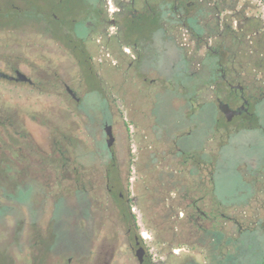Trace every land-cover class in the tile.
<instances>
[{"label":"flooded vegetation","instance_id":"1","mask_svg":"<svg viewBox=\"0 0 264 264\" xmlns=\"http://www.w3.org/2000/svg\"><path fill=\"white\" fill-rule=\"evenodd\" d=\"M30 1L0 0V220L21 230L18 245L0 232L11 240L0 264H264V0L85 1L82 36L57 26L62 0ZM162 41L173 45L164 68L151 52ZM29 46L62 53L53 78ZM156 90L181 106L158 140L147 115ZM66 132L81 134V151ZM227 147L247 154L227 166ZM152 172L164 176L166 233L139 229L140 202L155 207ZM227 174L238 186L224 195Z\"/></svg>","mask_w":264,"mask_h":264},{"label":"rangeland","instance_id":"2","mask_svg":"<svg viewBox=\"0 0 264 264\" xmlns=\"http://www.w3.org/2000/svg\"><path fill=\"white\" fill-rule=\"evenodd\" d=\"M88 2H92V0H62L61 4H58L59 6L57 7V11H54L57 16L59 15L60 17V24L57 26H60V28H67L69 31H72L73 29L75 31H78L80 33V35H83V31L82 28L80 27L79 24H81L82 21L86 20V18H89L91 13V10H87V9H82L83 4ZM30 2H33V0H31ZM31 4V3H29ZM31 7L33 9H30V11H36L35 9V5H31ZM87 13V14H86ZM73 15L72 17L70 15ZM74 21H76V23H74ZM142 26V25H141ZM150 26H148L147 24L141 27V32L145 33V31H147L146 33L149 32H153L150 30V28H148ZM81 28V29H80ZM4 34L5 33H0V40L2 41L4 38ZM152 34V33H151ZM160 34V33H159ZM159 34H153V39L159 40L160 35ZM141 35V34H139ZM0 56L4 55V44L1 42L0 43ZM172 44L171 43H167V42H159L157 44H155L152 47L151 52L154 53L155 55H157L158 58V62L162 64L163 62V68L166 66L164 64V62L166 63V61L168 60V58L172 55ZM25 55L28 56L29 61L32 63H35L34 66L39 67L41 69V71L43 72L44 78H53L54 74L53 71L55 70V66L57 65V56L61 55V52H57L56 49L54 48H48L44 51V53L41 51L40 48H36L34 47H28L25 50ZM43 53V54H41ZM7 54V53H6ZM43 55V56H42ZM42 58H44V60L42 61ZM63 64L62 66L65 68L64 70L68 71V73L70 75H74L75 74V70H72V64L70 63V61H62ZM158 63V64H159ZM45 69L47 71H45ZM82 77V76H81ZM80 75H76L75 80H72L71 83L74 86H77L79 81H81ZM86 81V80H85ZM139 96V95H138ZM174 96V93L172 91H154L151 92L149 99H150V110L149 112H147V115L149 117H151V119L153 121H157L159 123V129L156 130L157 131V135L155 136V139L158 140V137H160V134L164 133L165 130L169 129H173L177 123H179L180 119H181V106H173L172 105V97ZM140 97V96H139ZM136 99V97H134ZM87 103L90 104H95V102H98V95L97 94H89L87 97ZM138 99H136L134 104L136 105ZM21 102L27 104V105H33V104H41L43 105H48V104H54L55 101H53V99L51 97H44L42 99L36 100L35 97L28 95V96H24V98L21 99ZM6 103V102H5ZM12 103H19L16 99L12 100ZM0 104H4L3 100H0ZM7 104H9V102H7ZM138 107V106H136ZM45 108V107H44ZM211 112V107H206L203 111V117L204 119H206L207 121L210 120L209 119V114ZM94 116H98L100 114L99 111H92L91 112ZM133 114V113H132ZM131 115V114H130ZM134 115V114H133ZM136 117V115H135ZM208 117V118H206ZM51 119V118H49ZM207 123L200 121V131L201 129L205 128V125ZM66 134L71 135V137H73V139L75 138L77 141H75L74 147H77V150H82V139L81 134L78 133H72L70 134L69 132H66ZM200 132L198 134V136H200ZM237 142L239 141L238 139H236ZM79 141V142H78ZM81 143V144H79ZM130 145V144H129ZM155 146L159 147L160 145L156 143L155 141ZM225 156L228 157V161H227V166H231L234 163V160H237V158L240 155H246L247 151L244 148H237L236 150H233L230 147H227L225 149ZM148 159H142L141 163H142V167L144 168V171L146 172V169L148 168V164H147ZM148 174V172H146ZM152 173H149L148 177V182H146V186H149L151 188V190H153V196L152 198H154V204L155 207H150L149 203L144 202L143 200L140 202L138 208L141 210V213H143L144 218L142 221L139 222V229H141V231H146L149 232V229L151 227H153V225L155 226L154 228H156V231L160 232V233H166V227L168 225V223L166 222V220L164 219V214H165V208L163 207V204H159V206L156 207L157 201L158 200H162L163 199V192L162 190H164V187L162 186L164 184V176H160L158 174V172H156V174L154 175ZM238 186V182L237 179L232 176V175H225L222 177H219L218 179V184H217V188L219 190V192L221 194H229L231 192L234 191V189H236ZM145 188L144 184L141 183L140 185V194L143 197V192H145L143 189ZM17 197L20 198L22 197V194L17 193ZM3 211V208H0V213ZM59 213H62V209L59 210ZM154 216L157 217L156 221L157 222H149L150 218ZM80 226H83V224L80 223H76V231H79ZM93 226L91 227V230ZM98 230V229H96ZM6 231V232H15L16 235L13 236L14 239L12 240V242L16 243L17 245L19 244V240H18V235L20 233V224L18 223H12L10 222V224L8 222H5L3 219L0 220V232ZM10 241L8 235L6 236V238L1 239L0 240V253H2L3 250H5V252H8L7 248H10ZM13 243V245H14ZM12 246V244H11ZM14 247V246H13ZM7 250V251H6ZM16 260H20V256L16 257Z\"/></svg>","mask_w":264,"mask_h":264},{"label":"water","instance_id":"3","mask_svg":"<svg viewBox=\"0 0 264 264\" xmlns=\"http://www.w3.org/2000/svg\"><path fill=\"white\" fill-rule=\"evenodd\" d=\"M106 133H107V135H108V137H109V139H108V141H107V144H108V146H110L111 143H112V140H113V137H112V134H111V127H110V126H108V127L106 128Z\"/></svg>","mask_w":264,"mask_h":264}]
</instances>
